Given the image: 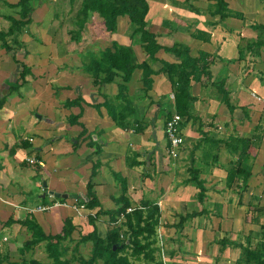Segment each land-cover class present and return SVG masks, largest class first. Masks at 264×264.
Masks as SVG:
<instances>
[{
	"label": "crops",
	"instance_id": "crops-1",
	"mask_svg": "<svg viewBox=\"0 0 264 264\" xmlns=\"http://www.w3.org/2000/svg\"><path fill=\"white\" fill-rule=\"evenodd\" d=\"M81 1L35 2L30 25L6 39L12 51L7 52L0 43V101L6 100L0 108V264H28L35 256L52 262L45 242L29 250L24 247L32 232L19 222L29 213L53 235L62 231L66 219H72L76 228L70 239L72 248L65 243L72 253L71 264L77 242L93 230L88 216L94 212L77 200L57 198L49 192L85 196L94 163L100 165L93 179L94 192L104 210L117 207L113 198L122 194L123 181L133 207L143 200L159 205L169 264H264V47L256 50L258 54L246 49L245 59L240 60V47L262 37L254 26L264 24V0H225L228 9L243 18L224 20L212 14L217 0H147L148 30L157 35L159 44L186 45L192 57L200 52L214 55L212 82L227 79L231 93L232 113L216 87L205 85L203 78L191 82L197 99L191 110L198 121L182 123L184 145L177 158L170 155L165 134L166 122L175 114V102L164 73L152 76L148 94L143 91L140 70L129 85L136 112L129 124L142 122L144 129L139 134L118 127L105 107H94L104 103L105 97L117 96L118 80L95 86L85 65L113 41L131 46L138 63L145 61L146 55L141 35L134 34L126 18L118 20L116 34L110 35L104 20L94 13L93 21L78 32ZM18 2L0 0V32H7L10 18H20ZM93 24L104 27L109 38L106 42L86 35ZM199 32L202 35L196 37ZM157 57L181 62L164 50ZM25 66L29 72L22 80ZM160 67L154 65L156 70ZM18 88L15 94L13 90ZM78 96L83 101L80 106L65 107L66 101ZM167 96L171 110L164 103ZM164 107L167 111L160 120L158 114ZM77 115L87 130L83 137V128L70 124V116ZM204 136L219 144L208 141L196 149ZM232 137L252 142L246 161L252 175L243 192L235 190L242 182L233 183L232 189L226 182L228 171L239 158L228 149ZM29 159L43 166L31 164ZM194 161L207 188L203 202L198 200L196 185L186 182ZM32 166L39 167L44 183L41 173L30 170ZM29 197L34 201L28 203ZM40 207L49 209L41 211ZM194 212L198 215L188 219L182 229L173 227L181 216ZM100 218H105L104 223L109 220L108 216Z\"/></svg>",
	"mask_w": 264,
	"mask_h": 264
},
{
	"label": "trees",
	"instance_id": "trees-1",
	"mask_svg": "<svg viewBox=\"0 0 264 264\" xmlns=\"http://www.w3.org/2000/svg\"><path fill=\"white\" fill-rule=\"evenodd\" d=\"M39 0H19L18 7L20 8V18H10V26L7 32H0V43L7 52L12 49L7 46L6 39L15 31L22 32L32 22V13L34 11L35 2ZM73 3L75 0H69ZM217 12L214 14L220 15V19L224 20L227 17L233 16L239 19L243 18L240 13H233L228 9L225 0H217ZM149 5L147 0H82L81 8L77 15L78 32L84 31L85 25L90 20L92 14L98 13L104 20L105 29L108 34H113L117 31V24L120 18L128 19L130 25L134 28V34L141 35V47L146 55L145 61L138 63L135 52L131 46L121 45L115 41L110 46L101 51L100 56L94 58L85 65V73L90 75L95 86L113 83L118 80V94L115 98H104V103L95 105V108H106L108 115L116 123L118 127L126 131H134L140 133L144 126L140 122H134L131 126L129 118H134L136 112L133 107L132 100L129 94V85L132 82L134 73L137 70L142 71L143 91L148 94L153 87L152 76L158 73H164L170 82L175 102V113L181 116L185 121L198 119L192 113V107L196 102V97L191 92V82L199 83L202 78L205 85L216 87L222 95V101L226 104L229 111L233 112L231 103V93L228 90V80L223 79L219 82H212V74L210 72V64L216 60L214 55L206 52H200L198 57H192L190 49L183 44H175L171 47H164L159 44L157 35L148 30L147 15ZM254 29L262 33V37L256 41H250L246 47H240V60L245 59L246 49L258 54L256 50L264 47V24L255 25ZM201 32L196 35L200 37ZM205 39H209L205 37ZM164 50L167 53L174 54L181 60L179 63H169L157 57V54ZM160 64L158 70L154 69L155 64ZM29 68L22 67L20 77L25 80L28 75ZM5 98L0 101V108L5 103ZM82 98L78 96L74 100L65 102V107L73 108L80 106ZM246 111V110H245ZM79 116H70V124L80 125L83 128L82 137L87 134L85 127L79 123ZM183 121V120H182ZM182 126V123H181ZM141 127V129H140ZM210 142L218 145L219 141L209 139L204 136L201 141H198V147H203L204 144ZM92 143H95L91 139ZM252 142L248 138L232 137L227 146L231 152L239 154V158L234 162L233 167L228 171L226 182L228 187L232 189L233 183L242 182L236 191L243 192L247 189V183L252 173L247 165L248 151ZM216 159V158H215ZM100 165L94 163L92 172L87 184V193L85 197L87 201L79 198L78 202L85 205L88 211L94 212L89 214L88 220L93 230L86 236H81L75 246L78 251L81 244L92 242L91 256L88 259H80V264H96L102 261L103 264H165L163 260L157 258L155 253L158 244V229L161 223V210L158 204L143 200L140 205L133 207L130 198L127 196V182H122V194L119 197L113 198L116 203L114 210H104L98 197L94 192L93 179L97 175ZM190 178L187 183H194L199 190L198 200L204 201L207 188L205 182L200 179V170L196 166V162L189 168ZM128 209H132L128 212ZM194 212L180 217V221L176 226L178 230L182 229L185 222L197 216ZM102 216H108V228L102 235L97 228L96 220ZM19 224L27 227L32 232V239L25 243V249H31L41 242L46 243V251L51 263L47 264H70L65 259V254L68 248L64 243L69 240L76 230L72 219H66L64 226L59 234H47L42 227L33 219L26 218L20 221ZM168 225V224H167ZM171 227V226H167ZM28 264H41L38 261L32 260Z\"/></svg>",
	"mask_w": 264,
	"mask_h": 264
},
{
	"label": "rangeland",
	"instance_id": "rangeland-1",
	"mask_svg": "<svg viewBox=\"0 0 264 264\" xmlns=\"http://www.w3.org/2000/svg\"><path fill=\"white\" fill-rule=\"evenodd\" d=\"M226 2V1H225ZM227 3V2H226ZM217 9H218V7H217V5H215V6H212V14L214 13V12H217ZM209 11V10H208ZM208 11H205L204 10V12L203 13H206V12H208ZM202 12V11H201ZM232 12V11H231ZM233 13H236V12H233ZM92 17H93V14H92V16H91V18H90V20L91 21H93L92 20ZM96 19H99V17L98 16H96L95 17ZM123 19H121L120 21H122ZM90 21V23H92ZM149 26V25H148ZM116 34V33H115ZM87 36H90L91 38H93V37H97V40H99V41H107L109 38H108V34H106V31L104 30V27L102 26L101 27V25L100 26H98V25H96V24H93L92 26H89L88 28H87V34H86ZM38 37H39V35H35V37H33V38H35V39H38ZM90 76V75H89ZM17 90H19V88L18 89H14L13 91H14V93L16 94L17 93ZM12 91V92H13ZM1 93H2V91H0ZM8 92H4L3 94L4 95H6ZM13 93V94H14ZM172 97V96H171ZM173 98V97H172ZM166 99H167V101H165L164 103H167V107H168V110H171L172 109V107L169 105V103H168V100H170V96H167L166 97ZM225 104V103H224ZM33 111V110H32ZM31 110H30V112H29V114H31V112H32ZM166 111H167V109H166V107H164L163 109H162V112L161 113H159L158 114V117H159V119L160 120H163L164 119V115L166 114ZM183 121H182V123L184 122L185 123V120L184 119H182ZM140 124H142V122H140ZM183 125H185V124H183ZM202 152V151H201ZM230 153H233V152H231L230 151ZM198 164V163H197ZM30 168V170L31 171H34V172H36V173H41L40 175H39V177H40V179H42V183H44L43 182V178H42V172L41 171H39L38 170V168L39 167H36V166H32V167H29ZM76 186V184H75V182H74V184H73V187H75ZM79 198L81 199V200H84V198L83 197H81V196H79L78 197V199H77V201L79 200ZM65 200H67V199H65ZM31 201H34V198H30L29 197V200H28V203H30ZM114 202V201H113ZM36 204V202H34V203H32V204H27V205H35ZM116 204V203H115ZM104 207L105 208H108V206L105 204L104 205ZM218 210H219V208L220 207H216ZM30 213H29V215L27 216V218L28 217H30ZM102 217H106V216H102ZM104 220H105V218H104ZM104 220H101V218H99L98 220H96V225H97V228L99 229V231H100V233L102 234V235H104L105 233H106V231H107V228H108V221H107V223H104ZM43 229V228H42ZM167 229V228H166ZM43 231H44V229H43ZM165 231H163V230H161V228L159 227V229H158V244H157V246H156V248H157V251H156V253H155V255H156V257L157 258H160L161 260H163L164 261V259H165V261H164V263L165 264H169V254L167 253V249H168V244L166 243V241H165ZM105 236V235H104ZM71 239V238H70ZM70 239L69 240H67L65 243H70ZM80 240V239H79ZM65 243H64V245H65ZM160 245H161V247H160ZM72 246H73V244L72 243H70V249L72 248ZM92 246H93V244H92V242H87V243H84V244H81V246L79 247V248H81L82 249V251L81 252H79V251H76V252H73V259H72V262H71V264H80V259H82V258H84L85 260L86 259H88V258H90V255H91V250H92ZM79 252V253H78ZM71 255H72V253L69 251H67V253L65 254V259L66 260H68V261H70V257H71ZM79 255V256H78ZM81 257V258H80ZM34 259H36L35 261H38V262H40L41 264H46V263H50L51 261L49 260V259H46V260H41V259H38V258H36V256H35V258ZM79 262V263H78ZM96 264H103V262L102 261H99L98 263H96Z\"/></svg>",
	"mask_w": 264,
	"mask_h": 264
},
{
	"label": "built area",
	"instance_id": "built-area-1",
	"mask_svg": "<svg viewBox=\"0 0 264 264\" xmlns=\"http://www.w3.org/2000/svg\"><path fill=\"white\" fill-rule=\"evenodd\" d=\"M172 97L174 98V95H172ZM181 123H182L181 116L175 113L167 120L165 125V134L169 144V153L173 158H177L179 156L180 149L184 145V137L182 136V132H181ZM28 161L31 164H39L43 166L42 162H39L35 159H29ZM81 207L84 208V206ZM48 209H49L48 207H40L39 210L47 211ZM131 211L132 209H128V212Z\"/></svg>",
	"mask_w": 264,
	"mask_h": 264
},
{
	"label": "water",
	"instance_id": "water-1",
	"mask_svg": "<svg viewBox=\"0 0 264 264\" xmlns=\"http://www.w3.org/2000/svg\"><path fill=\"white\" fill-rule=\"evenodd\" d=\"M49 194L51 196H55L57 198L73 199V200H77L78 199V195H76V194H70L69 195V194H62V193H56V192H49ZM83 198L87 201V198L85 196H83Z\"/></svg>",
	"mask_w": 264,
	"mask_h": 264
}]
</instances>
